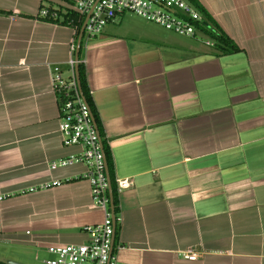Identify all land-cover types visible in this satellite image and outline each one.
<instances>
[{
	"label": "crops",
	"instance_id": "obj_1",
	"mask_svg": "<svg viewBox=\"0 0 264 264\" xmlns=\"http://www.w3.org/2000/svg\"><path fill=\"white\" fill-rule=\"evenodd\" d=\"M74 1L0 0L4 263H43L49 247L87 242L86 228L106 218L84 165L49 170L81 153L62 145L50 77L55 66L68 76L75 32L38 14ZM196 1L238 53L216 55L204 34L180 37L132 14L83 43L115 180L134 181L118 195L124 264H264V0ZM190 250L197 260L183 257Z\"/></svg>",
	"mask_w": 264,
	"mask_h": 264
},
{
	"label": "built area",
	"instance_id": "obj_2",
	"mask_svg": "<svg viewBox=\"0 0 264 264\" xmlns=\"http://www.w3.org/2000/svg\"><path fill=\"white\" fill-rule=\"evenodd\" d=\"M72 14L83 21L84 41L98 37L108 25L125 14H132L177 36L193 39L202 35L201 28L207 25L203 15L187 0H75L64 11L47 6L39 10L38 18L55 25L68 26L75 32L70 45L68 76L64 75L60 66H55L50 69V77L59 108L62 145L65 148L77 146L81 153L51 162L49 170L54 172L84 165L86 171L81 178L90 183L93 208L106 214L102 224L86 228L87 242L81 245L51 246L47 249L50 258L45 259L43 264H124L112 250L113 238L116 237L115 224L120 223L121 218L119 214L115 215V222L111 213L104 139L77 80L76 68L85 63L76 60L80 34L78 26L70 18ZM88 91L92 98L91 91ZM116 184L118 194L134 187V181L129 179L116 180ZM53 185H60V182H53ZM183 257L190 261L199 258L192 250L184 252Z\"/></svg>",
	"mask_w": 264,
	"mask_h": 264
},
{
	"label": "trees",
	"instance_id": "obj_3",
	"mask_svg": "<svg viewBox=\"0 0 264 264\" xmlns=\"http://www.w3.org/2000/svg\"><path fill=\"white\" fill-rule=\"evenodd\" d=\"M189 3H191L204 17L205 23L207 27L201 28L202 34H204L206 37H208L210 40L213 41L214 43V50L216 55H233L235 53L239 52V48L225 35V33L217 26V24L214 23V21L211 19L210 15L205 11V9L198 4L196 0H187ZM70 18L74 20L75 24L78 26V35L80 34V30L83 25V21L80 17L72 14L70 15ZM83 43L84 39L81 44V51H80V60H83ZM79 75H80V82H81V87L82 91L84 94V97L86 98L93 116L96 120V123L98 125L99 131L101 135H103L102 131V124L98 118L97 112L94 108L93 100L89 95L88 91V85H87V76H86V67L84 64L79 65ZM104 145V151L107 159V165H108V171H109V176L111 179V184H112V191H113V200H114V212L115 215L119 214V200H118V190H117V184L114 176V165H113V160L111 157V152L109 149V146L107 145L106 142L103 143ZM0 264H7L4 262L0 261Z\"/></svg>",
	"mask_w": 264,
	"mask_h": 264
},
{
	"label": "water",
	"instance_id": "obj_4",
	"mask_svg": "<svg viewBox=\"0 0 264 264\" xmlns=\"http://www.w3.org/2000/svg\"><path fill=\"white\" fill-rule=\"evenodd\" d=\"M84 30H85V26H83V28L81 29V33H80L78 41H77V49H76V60L77 61L79 60V57H80L81 44H82V41H83ZM76 74H77V80H78V83H79V86H80V90L82 91L81 82H80V75H79V66L76 68ZM106 165H107V161H106ZM106 172H107L108 181H109V184H110L109 195H110V199H111V213H112L114 221L116 222V220H115V212H114L113 191H112V184H111V179H110L109 171H108V165H107V171ZM115 227H116V224H115ZM115 238L116 237L114 236V238H113V246H112L113 249L112 250H114L115 241H116ZM7 264H19V263H15V262L9 261V262H7Z\"/></svg>",
	"mask_w": 264,
	"mask_h": 264
},
{
	"label": "rangeland",
	"instance_id": "obj_5",
	"mask_svg": "<svg viewBox=\"0 0 264 264\" xmlns=\"http://www.w3.org/2000/svg\"><path fill=\"white\" fill-rule=\"evenodd\" d=\"M45 257H47L46 259H49L50 258V256H45V255H43V258L45 259ZM18 257L17 256H15V255H13L12 256V259H17ZM33 264H43L42 263V261H40V262H34Z\"/></svg>",
	"mask_w": 264,
	"mask_h": 264
}]
</instances>
